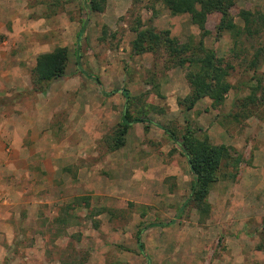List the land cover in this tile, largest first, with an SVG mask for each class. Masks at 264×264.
Listing matches in <instances>:
<instances>
[{
  "label": "rangeland",
  "instance_id": "1",
  "mask_svg": "<svg viewBox=\"0 0 264 264\" xmlns=\"http://www.w3.org/2000/svg\"><path fill=\"white\" fill-rule=\"evenodd\" d=\"M234 2L230 14L240 26L243 11L262 14L240 58L233 55L231 34L217 28L219 13L202 31L190 15L174 16L159 0H107L103 12H90L89 0L17 1L16 8L26 3L30 11L28 18L19 14V28L27 19L36 28L16 35L18 50L67 47L69 64L58 81L61 110L53 119L49 155L6 180L14 183L13 192L0 190V264H264V0ZM138 16L145 28L169 30L181 42L203 41L234 66L222 105L205 98L190 111L179 106L191 91L185 71L167 67L163 52L132 51ZM83 25L82 71L76 51ZM6 41L0 37V44ZM259 48L262 63L252 71L244 59ZM252 88H258L254 103L248 100ZM124 90L134 98V116L151 123L133 124L125 146L109 152L105 138L125 109ZM26 97L8 106L15 110ZM188 127L230 148L204 221L188 203L194 177L187 158L164 129L180 135ZM83 195L107 212L92 217L73 203ZM70 204L69 223H58Z\"/></svg>",
  "mask_w": 264,
  "mask_h": 264
},
{
  "label": "trees",
  "instance_id": "2",
  "mask_svg": "<svg viewBox=\"0 0 264 264\" xmlns=\"http://www.w3.org/2000/svg\"><path fill=\"white\" fill-rule=\"evenodd\" d=\"M159 2L174 16L190 15L192 24L202 31L206 29L210 15L214 13L221 14L217 28L220 32L231 34L233 39L232 51L235 58H240V54L245 51V48H240L245 44V41L255 38L254 31L262 21L261 12L246 10L241 13L244 25H238L230 14V9L235 5L234 0H159ZM106 4L107 0H89L87 8L90 12H103ZM154 14H157V12L154 11ZM84 31L85 26L83 25L77 37L76 54L78 57L77 65L80 70H82V65L79 42ZM131 31L135 33V38L131 43L132 51L135 54L163 52L167 57V67L180 68L185 71V78L191 91L185 98L178 100L181 108L190 111L205 98L212 100L213 107H218L224 103L225 95L230 89L228 78L234 66L225 62L224 59L218 58L214 49L206 47L203 41L196 44L192 38L187 42H181L178 38L173 37L169 30L157 31L154 27L145 28L140 16L135 20ZM262 51L263 49L259 48L253 52L251 58L245 57L244 62L250 70L255 71L260 67ZM68 64L69 50L67 47L58 46L50 52L38 55L36 64L30 71L32 90L28 93L13 95V98L0 99V106H8L20 101L28 94L46 93L54 81L65 76ZM94 79L98 80L97 77ZM252 89L253 93L248 96V100L254 103L258 88ZM123 95L126 98V106L121 119L113 132L105 138L109 152L118 151L125 146L126 136L133 124L151 123L148 118L135 117L131 109L134 98L126 90H124ZM154 109H157V113H164L161 108ZM145 112L140 111L141 114H146ZM164 129L187 158L194 177L188 203L193 204L199 213L200 220L204 221L211 214V204L208 198L213 186L219 180L221 169L229 160L230 148L225 144L215 145L211 143L208 135L199 136L190 127L180 135L171 128ZM73 203L90 210L92 217L107 212L105 208L95 209L89 195L78 196L74 198ZM72 209H74L72 204L65 206L56 221L61 224L69 223L71 217L69 211ZM160 225L165 226L168 224ZM142 232L143 228L137 233V243L141 251L144 250Z\"/></svg>",
  "mask_w": 264,
  "mask_h": 264
},
{
  "label": "crops",
  "instance_id": "3",
  "mask_svg": "<svg viewBox=\"0 0 264 264\" xmlns=\"http://www.w3.org/2000/svg\"><path fill=\"white\" fill-rule=\"evenodd\" d=\"M17 1L0 0V37L7 39L6 44H0V99L30 92L32 90L30 71L34 68L38 55L54 49L43 51L40 46L33 45L25 50H18V45H15L16 35L19 32L33 33L36 28L30 24L29 19L19 28V14L28 18L30 11L26 3H23L21 9L16 8ZM67 73L68 67L65 76L54 81L46 93L28 94L15 106V110L9 106H0V187L2 188L0 190L2 192L5 189L13 192L14 183L7 182L13 181L14 176L26 172L24 166L34 164L36 160L34 158L43 159L44 155H49L46 150L51 141L53 119L61 110L60 89L62 88L58 81L65 79ZM9 147L13 149L11 154H8Z\"/></svg>",
  "mask_w": 264,
  "mask_h": 264
}]
</instances>
